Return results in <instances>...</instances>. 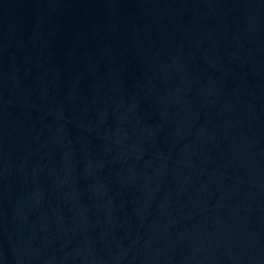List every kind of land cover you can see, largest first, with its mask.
Listing matches in <instances>:
<instances>
[{"label":"water","instance_id":"95a60500","mask_svg":"<svg viewBox=\"0 0 264 264\" xmlns=\"http://www.w3.org/2000/svg\"><path fill=\"white\" fill-rule=\"evenodd\" d=\"M0 264H264V0H0Z\"/></svg>","mask_w":264,"mask_h":264}]
</instances>
